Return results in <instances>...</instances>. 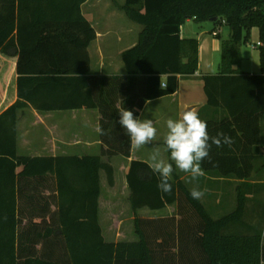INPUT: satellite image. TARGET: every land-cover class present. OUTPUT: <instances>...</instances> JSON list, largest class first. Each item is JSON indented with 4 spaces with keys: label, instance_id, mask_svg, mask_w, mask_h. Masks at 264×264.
I'll return each mask as SVG.
<instances>
[{
    "label": "trees",
    "instance_id": "trees-1",
    "mask_svg": "<svg viewBox=\"0 0 264 264\" xmlns=\"http://www.w3.org/2000/svg\"><path fill=\"white\" fill-rule=\"evenodd\" d=\"M84 1L0 0V52L17 55L18 75L17 100L0 113V264H264L262 231L223 232L241 220L242 198L232 212L213 219L174 172L172 193H161L144 161L131 160L126 172L131 211L175 205L174 215L136 216L138 239L114 243L104 240L98 214L101 174L113 185L111 158L130 156L118 111L123 107L138 117L148 100L173 94L179 76L198 69V40L180 36L187 19L230 29L221 41L218 73L201 79L207 105L227 114L205 120L209 135L222 130L234 143L213 145L211 162L203 161L202 168L240 179L250 175L251 150L264 117V0H125L120 9L141 30L137 42L121 53L125 74L104 76L89 74L87 47L95 32L81 13ZM253 27L259 31L258 74L238 67ZM29 106L41 112L97 109L104 147L97 155H18L17 115ZM47 173L56 180L58 226L44 228V219L21 228V181ZM55 232L61 244L49 240ZM53 246L61 257H54Z\"/></svg>",
    "mask_w": 264,
    "mask_h": 264
},
{
    "label": "crops",
    "instance_id": "crops-1",
    "mask_svg": "<svg viewBox=\"0 0 264 264\" xmlns=\"http://www.w3.org/2000/svg\"><path fill=\"white\" fill-rule=\"evenodd\" d=\"M125 0H85L81 4V13L89 21L95 32V38L89 43L87 52L90 59V75H124L125 70L121 53L137 42L141 25L127 18L120 6ZM205 24L187 19L180 27L181 38L194 37L198 40V69L190 76H179L178 88L170 95L148 100L139 111L138 117L152 119L157 128V138L151 145L138 150L130 149V156L115 155L110 164L114 168L115 178L120 175L122 192L129 197L126 172L131 160H140L148 165L153 148H159L165 159L169 153L165 150L163 137L167 131L166 121L176 119L185 108H195L203 120L219 121L226 117V111L207 105L203 89V74H216L221 58V41L230 36V29L221 26L214 29L211 21ZM259 36V31L257 29ZM241 61L239 69L249 74L260 72L259 45L258 53L251 54V71L243 68V52L240 48ZM17 55L0 52V113L17 100ZM161 83L166 76L162 75ZM263 118L260 120L259 142L252 147V171L243 179L234 176H220L213 170H204L205 175L196 181L179 170L174 173L188 190L198 187L205 192L199 201L213 219L232 212L239 198L243 199L242 218L229 225L228 232L262 231L264 247V132ZM100 113L97 109H71L38 111L25 107L18 111L16 129V149L18 155L25 156H65L97 155L104 147L96 127L99 125ZM240 162V161H239ZM21 167H17L19 172ZM31 182V185L25 184ZM103 174L100 181L99 224L102 236L107 242L136 241L134 218L122 220L116 215L113 205L111 223L104 219L102 209ZM116 196V193H112ZM30 197V199H25ZM130 209V206H129ZM115 210V211H114ZM119 211V208H117ZM131 210V209H130ZM175 205H167L160 210L139 209L136 214L144 219L172 217ZM18 212L21 216L20 227H32L41 224L44 228H57V191L56 180L52 174L31 177L21 181V200ZM148 215H144V214ZM176 215V219H179ZM37 225V226H39ZM55 245L62 243V238L55 232L49 237ZM40 245V244H39ZM51 249L54 257H61L55 246Z\"/></svg>",
    "mask_w": 264,
    "mask_h": 264
},
{
    "label": "clouds",
    "instance_id": "clouds-1",
    "mask_svg": "<svg viewBox=\"0 0 264 264\" xmlns=\"http://www.w3.org/2000/svg\"><path fill=\"white\" fill-rule=\"evenodd\" d=\"M118 112L117 123L127 135L131 150L151 145L156 140L157 128L152 119L137 117L132 110L123 107ZM166 129L163 143L169 158L165 159L159 148H153L148 161L149 167L157 176V188L163 194L172 193L170 181L175 170L185 173L190 178V183L196 181L205 175L202 162L205 160L211 162L212 146L230 147L234 143L233 139L222 130L210 136L207 122L200 117L197 109L191 107L185 108L178 118L167 119ZM96 132L100 135L105 134L100 125H97ZM190 195L193 199L200 200L205 192L193 187Z\"/></svg>",
    "mask_w": 264,
    "mask_h": 264
},
{
    "label": "rangeland",
    "instance_id": "rangeland-1",
    "mask_svg": "<svg viewBox=\"0 0 264 264\" xmlns=\"http://www.w3.org/2000/svg\"><path fill=\"white\" fill-rule=\"evenodd\" d=\"M208 22H201L200 24H205ZM257 28L253 27L249 30L248 33V42L246 44H243L241 46L242 52H243V68H246V70L251 71V54L258 53V43H259V36L257 34ZM261 72V69L259 67V71ZM258 74V73H257ZM262 131L264 132V118L262 122ZM122 181L120 180V175L115 178V172H114V184L109 185L106 181L105 176L103 175V194H102V209L104 213V219L107 223H111V220L113 218L112 211H113V205H116V215L122 220L130 219V217L137 216V214L133 213L129 209V202L128 198L126 197V192H122ZM116 193V196H114L112 193ZM119 208V211L117 210ZM144 215H148L147 212ZM224 233L228 232V228H224Z\"/></svg>",
    "mask_w": 264,
    "mask_h": 264
},
{
    "label": "built area",
    "instance_id": "built-area-1",
    "mask_svg": "<svg viewBox=\"0 0 264 264\" xmlns=\"http://www.w3.org/2000/svg\"><path fill=\"white\" fill-rule=\"evenodd\" d=\"M258 45H260V42L258 43ZM161 85L164 87L165 86V83L163 82V83H161Z\"/></svg>",
    "mask_w": 264,
    "mask_h": 264
},
{
    "label": "water",
    "instance_id": "water-1",
    "mask_svg": "<svg viewBox=\"0 0 264 264\" xmlns=\"http://www.w3.org/2000/svg\"><path fill=\"white\" fill-rule=\"evenodd\" d=\"M210 21H212V20H210Z\"/></svg>",
    "mask_w": 264,
    "mask_h": 264
}]
</instances>
